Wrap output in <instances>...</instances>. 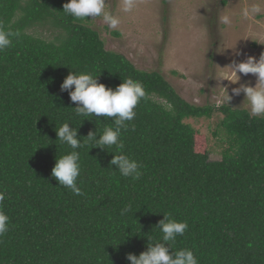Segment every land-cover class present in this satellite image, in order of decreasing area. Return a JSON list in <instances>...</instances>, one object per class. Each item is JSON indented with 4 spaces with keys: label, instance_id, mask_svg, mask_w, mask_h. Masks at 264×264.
<instances>
[{
    "label": "trees",
    "instance_id": "obj_1",
    "mask_svg": "<svg viewBox=\"0 0 264 264\" xmlns=\"http://www.w3.org/2000/svg\"><path fill=\"white\" fill-rule=\"evenodd\" d=\"M67 2L0 0V24L18 33L0 53V191L10 217L0 264H129L127 254L138 256L159 239L154 227L163 214L187 222L173 251L189 248L199 264H264V117L187 103L158 72L107 51L90 24L62 12ZM40 28L51 38L34 32ZM72 69L113 89L126 78L145 86L149 99L121 136L124 153L142 165L138 180L114 173V148L83 141L110 118L73 114L76 105L60 91ZM200 119L215 120L219 161L209 159L210 149L199 151V132L186 124ZM64 122L79 128L84 145L82 196L50 177L55 157L71 151L56 140L54 129ZM127 204L132 211L121 217Z\"/></svg>",
    "mask_w": 264,
    "mask_h": 264
},
{
    "label": "rangeland",
    "instance_id": "obj_2",
    "mask_svg": "<svg viewBox=\"0 0 264 264\" xmlns=\"http://www.w3.org/2000/svg\"><path fill=\"white\" fill-rule=\"evenodd\" d=\"M106 2L121 23L116 29L99 19L90 24L104 41V48L124 56L138 70L158 72L194 106L216 109L227 104L222 102L223 90L217 87L226 71L222 68L232 60L243 61L247 56L259 59L264 53V0H136L131 13L121 11V0ZM252 5H259L261 11L245 17L244 10ZM223 15L230 16V25L221 23ZM34 32L44 39L51 38L45 28ZM238 51L242 55L236 56ZM239 83L254 86L256 78L241 75ZM220 85L228 86L229 95L239 86L228 81ZM243 100V94L233 96L227 105L248 110ZM214 122L200 119L186 124L199 132L198 150L210 149L209 159L219 161L221 148L211 134Z\"/></svg>",
    "mask_w": 264,
    "mask_h": 264
},
{
    "label": "clouds",
    "instance_id": "obj_3",
    "mask_svg": "<svg viewBox=\"0 0 264 264\" xmlns=\"http://www.w3.org/2000/svg\"><path fill=\"white\" fill-rule=\"evenodd\" d=\"M136 7V0H121V11L131 13ZM259 5H252L244 10L243 15L248 17L259 13ZM62 12L71 17L74 22L78 21L91 24L99 19L110 29H116L120 18L109 8L106 0H68L63 4ZM91 18L90 20L86 18ZM221 23L230 25L232 23L229 15L221 17ZM18 36L7 30L0 24V53L11 47L13 38ZM236 56L242 55L236 52ZM221 69V68H220ZM222 73V78L217 82V87L223 90V101L228 104L233 96L243 94V103L253 117H264V53L259 59L247 56L243 61L232 60ZM253 75L256 78L254 86L247 83L240 84L241 75ZM98 76L88 71L69 70L67 76L60 85L61 92H67L70 101L75 104L73 114L76 117H107L110 124L103 127L102 131L96 129L90 131L83 141L93 145L91 149H100L105 152L106 148H114L116 155H112L109 164L115 172L123 178L133 181L138 180L142 173V165L137 160L124 153V143L121 139L122 132L129 130L130 124L136 117V107L141 101L149 99V93L145 86L137 80L126 78L114 89L98 83ZM221 81H228L229 84H239L238 87L228 92V86H221ZM166 107L171 109L172 105L164 102ZM83 122V120H82ZM81 122V123H82ZM134 131V126H131ZM78 129L73 128L70 123L64 122L59 128L55 127L56 140L67 145L71 151L55 157L54 167L51 169L50 177L58 186L70 190L76 196L84 193L78 184L81 175V149L84 145L82 139L78 138ZM5 192L0 191V237L5 236L10 228V217L3 210ZM132 211L131 204L125 205L120 210V216L125 217ZM154 229L159 232V239L148 240L146 250L138 256L132 253L126 255L125 259L129 264H199L198 257L189 248H181L173 251V245L177 237H182L188 229L186 221H178L171 218L170 214H163Z\"/></svg>",
    "mask_w": 264,
    "mask_h": 264
}]
</instances>
